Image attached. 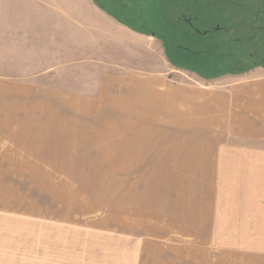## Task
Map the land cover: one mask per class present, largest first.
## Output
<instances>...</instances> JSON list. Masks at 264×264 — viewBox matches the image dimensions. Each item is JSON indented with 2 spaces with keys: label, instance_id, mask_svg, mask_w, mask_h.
Segmentation results:
<instances>
[{
  "label": "crops",
  "instance_id": "0c3cea01",
  "mask_svg": "<svg viewBox=\"0 0 264 264\" xmlns=\"http://www.w3.org/2000/svg\"><path fill=\"white\" fill-rule=\"evenodd\" d=\"M57 1L0 0V264H264V68L176 67L138 0H88L117 33L86 46ZM111 42L141 65L70 75Z\"/></svg>",
  "mask_w": 264,
  "mask_h": 264
},
{
  "label": "rangeland",
  "instance_id": "374dc122",
  "mask_svg": "<svg viewBox=\"0 0 264 264\" xmlns=\"http://www.w3.org/2000/svg\"><path fill=\"white\" fill-rule=\"evenodd\" d=\"M88 0H58V7H63L67 9L70 16L81 15L84 18V41L85 45H88V38L92 34L99 36L102 43L107 42L104 31H110L111 28L102 19L93 16L91 7ZM141 5L142 12L146 13L147 22L146 24H141L145 30H153L156 36L161 37L164 41L165 56L178 61L180 63H188L186 57H179L182 51H178L175 46V40L179 39L181 45L184 47L198 52L197 58L205 57V61H208L209 72H223L221 76H240L243 73L248 72L253 68H264V0H212V8L208 7L209 0H173L174 14L170 15V20L175 22H180V27L172 26L167 23H163L167 19H162L160 15L162 12L167 13L168 8L164 7L168 5L167 3H158V0H138ZM160 6H163L161 8ZM205 8V9H204ZM205 11L206 15H205ZM210 10L213 14H210ZM38 23H43L38 25V30L41 38L44 37V20L46 17L53 16L50 11L38 10ZM227 16L229 22L225 27L228 29V33L224 36L225 41H227V49L223 50V47L218 46L211 47V50L206 46V41H208L209 35L205 36L207 25L206 22H222V17ZM192 21L196 25L195 30L203 34L202 37L185 34L182 36L180 34V29L182 25L189 24ZM191 25V24H190ZM72 27L71 25L69 26ZM203 30L204 32H200ZM115 30H111L107 35H116ZM92 34V35H93ZM227 36V37H226ZM220 37V35H216ZM115 45L118 50L102 51V53H95L94 55L86 52L84 57L79 58L78 63H70L67 67L70 75H74L80 71L90 70L93 64L91 61H97L101 65L93 66L100 70H106V64L112 63L118 67H135L140 66L141 61L135 58L129 50L126 51L123 45L111 42L108 46ZM111 46V47H112ZM109 50V51H108ZM206 51H210L208 55L205 54ZM5 59V58H2ZM71 59V58H70ZM71 62V61H70ZM76 62V61H75ZM146 64L148 69H154L157 66V60L153 56L148 57V61L143 60V65ZM39 69L44 67V63L39 62ZM3 67V66H1ZM0 67V68H1ZM28 67V66H27ZM4 68V67H3ZM5 69V68H4ZM34 71H38L35 69ZM14 73L0 71V112L13 111L12 100L5 102L3 100L4 96H10V92L14 91L11 82L5 77L14 76ZM81 75V74H80ZM87 75V74H85ZM220 76V77H221ZM215 79V78H212ZM72 91H76L74 88H70ZM17 107L19 104L16 103ZM40 107V105H38ZM46 107V106H45ZM47 108V107H46Z\"/></svg>",
  "mask_w": 264,
  "mask_h": 264
},
{
  "label": "trees",
  "instance_id": "16d2710c",
  "mask_svg": "<svg viewBox=\"0 0 264 264\" xmlns=\"http://www.w3.org/2000/svg\"><path fill=\"white\" fill-rule=\"evenodd\" d=\"M205 9V8H204ZM205 15H206V12L205 11ZM184 25L181 26L180 28V34L182 36H184L185 34H188V35H194V36H200L202 37L203 34L197 32L195 30L196 28V25L192 23L191 21V25L190 24H185L183 23ZM206 25H207V30L206 32H204L203 30H199L200 32H204L205 33V36L206 35H209V29H210V25L208 24V22H206ZM175 43H176V46L175 48L178 50V51H182L184 55H182L180 53V55H178L179 57H183L185 58L186 57V61L188 62L187 64L186 63H180L178 61H175L173 59H170L167 57V59L169 60L170 63H172L173 65H175L176 67L178 68H182V69H185V70H188V71H191V72H195L196 74H198L199 76L201 77H204V78H207V79H212V78H218L222 75L221 72H216V73H210L209 72V68H208V61L206 59L205 61V57H200V58H197L196 55L198 54V52H194L186 47H184L183 45H181L179 39H176L175 40ZM206 46H207V41H206ZM206 55H208V51L205 52Z\"/></svg>",
  "mask_w": 264,
  "mask_h": 264
},
{
  "label": "flooded vegetation",
  "instance_id": "af4514ba",
  "mask_svg": "<svg viewBox=\"0 0 264 264\" xmlns=\"http://www.w3.org/2000/svg\"><path fill=\"white\" fill-rule=\"evenodd\" d=\"M212 0H209L208 3V7L211 9L212 8ZM213 14V12L210 10V14ZM222 22L224 23H217L215 22V19L213 22H208V24L210 25V29H209V37L208 41H207V47L209 48V50H211V47L213 45V47L218 48V46L223 47V50L227 49V41H225V35L228 33V29L225 27V25H227V23L225 22H229V20L227 19V16L222 17ZM190 24V21L188 22ZM216 35H220V37H216ZM227 37V36H226ZM210 53V51L208 52Z\"/></svg>",
  "mask_w": 264,
  "mask_h": 264
}]
</instances>
